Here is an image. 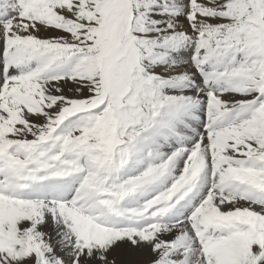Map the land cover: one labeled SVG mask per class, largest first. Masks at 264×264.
Segmentation results:
<instances>
[{"label": "snow or ice", "instance_id": "6c2138e0", "mask_svg": "<svg viewBox=\"0 0 264 264\" xmlns=\"http://www.w3.org/2000/svg\"><path fill=\"white\" fill-rule=\"evenodd\" d=\"M137 253L264 264V0H0V264Z\"/></svg>", "mask_w": 264, "mask_h": 264}, {"label": "rangeland", "instance_id": "374dc122", "mask_svg": "<svg viewBox=\"0 0 264 264\" xmlns=\"http://www.w3.org/2000/svg\"><path fill=\"white\" fill-rule=\"evenodd\" d=\"M68 94V93H67ZM113 255L115 256L116 255V253H113ZM147 257V259H148V255L146 254V253H144V254H139V253H137L134 257H132V264H147V260H143V258L144 257ZM137 259H141V260H143L142 262H137ZM117 264H119V258H118V262H117Z\"/></svg>", "mask_w": 264, "mask_h": 264}, {"label": "bare ground", "instance_id": "6f19581e", "mask_svg": "<svg viewBox=\"0 0 264 264\" xmlns=\"http://www.w3.org/2000/svg\"><path fill=\"white\" fill-rule=\"evenodd\" d=\"M68 95H71V93H68ZM143 260H148V259H147V257L145 256V257L143 258ZM143 260H141V259H140V260L137 259V262H142Z\"/></svg>", "mask_w": 264, "mask_h": 264}]
</instances>
